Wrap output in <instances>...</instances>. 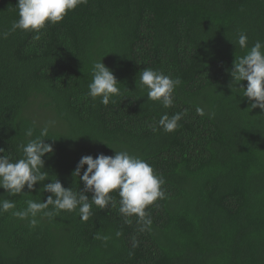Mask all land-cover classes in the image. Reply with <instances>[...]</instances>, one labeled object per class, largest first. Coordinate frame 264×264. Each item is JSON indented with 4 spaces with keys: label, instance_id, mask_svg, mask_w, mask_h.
<instances>
[{
    "label": "trees",
    "instance_id": "16d2710c",
    "mask_svg": "<svg viewBox=\"0 0 264 264\" xmlns=\"http://www.w3.org/2000/svg\"><path fill=\"white\" fill-rule=\"evenodd\" d=\"M17 2L0 0V155L22 157L20 145L48 126L44 183L79 192L80 158L114 149L166 182L145 210L148 226L121 214L113 192L115 205H93L87 221L61 210L33 228L12 212L50 193L40 182L17 195L0 188V200L16 204L0 214V264H264V113L229 87L234 59L246 54L239 34L249 48L264 41V0H88L39 40L10 31ZM101 58L120 81L108 105L87 95ZM144 68L180 79L172 107L147 99ZM165 113L182 114L176 130L159 126Z\"/></svg>",
    "mask_w": 264,
    "mask_h": 264
},
{
    "label": "clouds",
    "instance_id": "9594fccd",
    "mask_svg": "<svg viewBox=\"0 0 264 264\" xmlns=\"http://www.w3.org/2000/svg\"><path fill=\"white\" fill-rule=\"evenodd\" d=\"M87 3L88 0H18L16 6L19 18L13 22L10 31L19 29L35 32L33 39L39 40L46 24L61 22L69 11ZM9 34L10 32H4L3 36L6 38ZM238 44L241 49L246 50V54L234 59L229 70V87L233 92L242 89V97L247 98L251 109L258 107L264 113V41L257 40L249 48L248 37L242 32L238 36ZM102 58L93 62L92 80L88 84L87 95L93 100L99 97L102 104L108 105L112 97L120 95V81L103 63ZM242 81H247V85H242ZM180 84L179 78L158 70L144 68L139 72V87L147 90V99L158 101L165 108L173 106L174 92ZM181 118V113L172 116L165 113L158 124L165 132H172L178 128ZM48 130V126H45L40 130L39 136L20 145L22 157L13 160L10 155H0V188L10 195H17L28 193L25 192V186L29 192L34 190L37 182H40L44 192L50 193L43 202L27 200V207L12 212L13 216L28 220L29 226L33 228L38 224V216L51 219L61 210H78L81 219L87 221L93 215V205L100 209L114 206L115 198L111 193L118 192L121 214L125 217L136 215L145 226L151 224V220L146 218L145 210L157 199L165 197L162 186L166 181L148 162L127 151H116L113 148L114 155L100 153L95 158L92 155L80 158L73 174L79 177V182H83V190L73 191L71 187L63 186L57 178L44 183L49 179L44 157L54 153L53 145L45 142ZM25 136L33 137L34 128L26 129ZM0 153H5V150L0 148ZM86 193H91V198ZM50 205L52 211H46ZM15 207L14 201L0 200V214Z\"/></svg>",
    "mask_w": 264,
    "mask_h": 264
}]
</instances>
